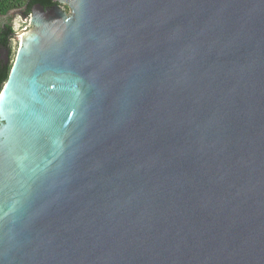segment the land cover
Returning <instances> with one entry per match:
<instances>
[{
    "label": "water",
    "instance_id": "obj_1",
    "mask_svg": "<svg viewBox=\"0 0 264 264\" xmlns=\"http://www.w3.org/2000/svg\"><path fill=\"white\" fill-rule=\"evenodd\" d=\"M55 1L0 94V264H264V0Z\"/></svg>",
    "mask_w": 264,
    "mask_h": 264
},
{
    "label": "trees",
    "instance_id": "obj_2",
    "mask_svg": "<svg viewBox=\"0 0 264 264\" xmlns=\"http://www.w3.org/2000/svg\"><path fill=\"white\" fill-rule=\"evenodd\" d=\"M40 3L44 6L57 4L55 0H0V94L8 80L13 64V39L16 37V29L7 15L16 9H24L25 14L30 16L33 6ZM5 49L9 54L6 59L1 50Z\"/></svg>",
    "mask_w": 264,
    "mask_h": 264
},
{
    "label": "rangeland",
    "instance_id": "obj_3",
    "mask_svg": "<svg viewBox=\"0 0 264 264\" xmlns=\"http://www.w3.org/2000/svg\"><path fill=\"white\" fill-rule=\"evenodd\" d=\"M10 16H13L12 22H13L14 28L16 29V32L30 25V17H24V15H22L19 11H12L10 13ZM20 43H21L20 37L19 35H16V37H14L13 39V52H14L13 57H15L17 49L20 46Z\"/></svg>",
    "mask_w": 264,
    "mask_h": 264
},
{
    "label": "flooded vegetation",
    "instance_id": "obj_4",
    "mask_svg": "<svg viewBox=\"0 0 264 264\" xmlns=\"http://www.w3.org/2000/svg\"><path fill=\"white\" fill-rule=\"evenodd\" d=\"M45 7H48V6H45ZM13 11H19L22 15H25V16H27V17H30V16H28V15L25 14V10H24V9H16V10H13ZM11 12H12V11H11ZM11 12H10V13H11ZM10 13H9L6 17H7V20H10V21L12 22V17H13V16H10ZM12 23H13V22H12ZM1 52H2V56H3L4 58H6V59L9 58V54H8V52L5 51V49H2ZM4 52H5V53H4Z\"/></svg>",
    "mask_w": 264,
    "mask_h": 264
}]
</instances>
